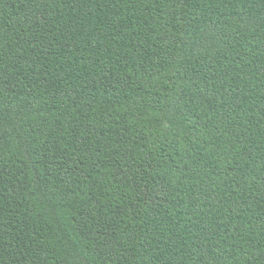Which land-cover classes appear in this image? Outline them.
<instances>
[{
    "label": "trees",
    "instance_id": "obj_1",
    "mask_svg": "<svg viewBox=\"0 0 264 264\" xmlns=\"http://www.w3.org/2000/svg\"><path fill=\"white\" fill-rule=\"evenodd\" d=\"M0 264H264V0H0Z\"/></svg>",
    "mask_w": 264,
    "mask_h": 264
}]
</instances>
